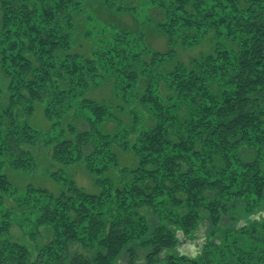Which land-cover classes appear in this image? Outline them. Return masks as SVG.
<instances>
[{"label":"trees","instance_id":"16d2710c","mask_svg":"<svg viewBox=\"0 0 264 264\" xmlns=\"http://www.w3.org/2000/svg\"><path fill=\"white\" fill-rule=\"evenodd\" d=\"M117 1L102 3L135 12ZM148 3L163 12L154 27L166 52L149 48L141 29L101 23L93 32L95 22L84 54L71 52L82 0H0L9 78L4 105L0 87V264H264V218H252L264 207V0ZM209 37L211 52L178 59L177 46ZM104 85L117 106L86 97ZM36 103L51 122L43 134L30 123ZM70 113L88 128L63 125ZM108 122L115 131L101 130ZM38 143L56 163L83 162L98 193L59 171L50 173L57 194L12 186L1 170L34 171L26 147ZM117 150L135 165L122 166ZM204 215L211 229L200 235ZM12 224L35 243L44 229L47 241H13ZM196 237V253H183Z\"/></svg>","mask_w":264,"mask_h":264},{"label":"rangeland","instance_id":"374dc122","mask_svg":"<svg viewBox=\"0 0 264 264\" xmlns=\"http://www.w3.org/2000/svg\"><path fill=\"white\" fill-rule=\"evenodd\" d=\"M117 2L122 3L124 7H136L135 12L110 11L103 5L102 0H82L84 12L76 20V24H78L76 34L77 36L75 39L76 44L71 49V52L87 54L90 51L92 39L87 38L86 31L91 26V24L95 22L96 24L94 25L93 32L98 30V27L101 25V23L111 24L118 28H125L132 32H139L141 29L145 36L146 44L149 48L157 52H166V39L164 35L154 27L156 22L163 19L162 10H160L158 7H152L151 4L148 3L149 0H118ZM212 46L213 40L209 37L206 38V40L203 41L199 46L190 48L177 46L175 51L177 52L178 59L184 64H188L190 59L198 58L201 55L211 52ZM8 85L9 78H7V76L0 69V87L3 90L5 97L4 101L1 102V105L5 104V101L9 96V90L7 88ZM169 93L170 92L167 90L163 91V97H166L169 95ZM86 97L98 101L103 100L114 106L119 104V101L116 99L110 85H104L100 88H95L91 90ZM141 115L143 119H146L142 121L143 125L146 129H149L151 127V123L148 122L150 118L149 115L145 114L144 112H141ZM120 117L125 125L129 124V116L127 114L121 115ZM30 123L40 134H43L50 129L51 122L45 119L43 115V107L40 103H36ZM67 123L75 125L79 130H85L88 128V125L83 120H77L73 113L65 116L64 120L62 121L63 125ZM114 125L115 124L111 122L103 123L100 128L103 132L110 133L115 131ZM26 148L34 156L36 163V169L34 171L24 172L14 170L9 167H4L1 170L2 173L7 176L11 185L18 190L23 189L27 185H34L36 187L44 188L53 194H57L61 190V186H59L58 183L53 180L50 173L59 171L61 174L68 175L70 178H72L77 187L81 188L85 192L92 194L98 193V189L94 186L93 178L86 170L85 164L83 162H76L66 166L56 163L51 159L48 147L41 143ZM117 152L119 156V162L122 166L132 167L135 165L136 159L131 152L123 153L119 150H117ZM110 174L114 177L116 176L115 172H111ZM4 200L7 207L13 206L11 200L7 198ZM203 217L205 224L202 230L198 233L200 235L206 234V232L211 229L207 224L208 217L206 215ZM241 218V221L247 220L245 216H242ZM252 218H264V207L259 209L256 212V215ZM225 222L226 220H224V223ZM40 231L41 233L35 239V243L29 240L16 224H12L10 228V239L26 244L31 249L34 247V245H42L47 241L49 234H47L44 229L40 228ZM198 245H200V241H198L196 237L194 238V241L190 243L185 242L184 245L182 243L181 251L188 255H193L196 253L195 251L198 249Z\"/></svg>","mask_w":264,"mask_h":264}]
</instances>
